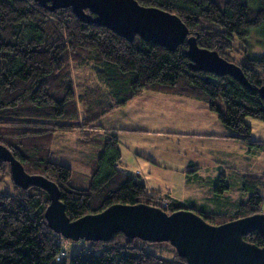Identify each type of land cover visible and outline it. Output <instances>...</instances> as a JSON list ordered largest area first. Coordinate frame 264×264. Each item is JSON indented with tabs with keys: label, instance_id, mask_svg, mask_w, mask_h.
Here are the masks:
<instances>
[{
	"label": "trees",
	"instance_id": "1",
	"mask_svg": "<svg viewBox=\"0 0 264 264\" xmlns=\"http://www.w3.org/2000/svg\"><path fill=\"white\" fill-rule=\"evenodd\" d=\"M136 1L178 16L198 46L239 66L246 83L192 69L185 42L171 51L139 35L128 41L104 26L85 23L70 7L48 10L33 0H0V144L26 173L56 184L70 220L113 204L139 203L167 213L192 209L212 225L262 213L264 175H244L240 190L247 198L232 215L168 198L166 206L160 205V197L149 194L139 176L115 168L121 158L118 138L99 132V121L146 91L179 95L204 104L229 137L264 152L263 145L249 143L251 128L246 122L247 118L264 122V98L259 93L264 86V52L252 53L246 42L264 25V0H222V8L215 0ZM90 64L109 91L105 100L96 96L91 101L87 92H76L71 65ZM80 103L85 107L82 113ZM75 129L87 131L83 144L100 146L86 164L89 176L82 184L74 180L71 168L50 159L55 134ZM7 172L8 163L0 160V182ZM11 181L17 192L0 194V264H188L168 242L164 243L174 249L171 259L121 232L108 241H88L89 247L72 253L69 261L66 256L59 259L64 239L45 220L47 192L35 186L22 189ZM229 188L221 176L213 194ZM243 238L264 246V236L257 231Z\"/></svg>",
	"mask_w": 264,
	"mask_h": 264
},
{
	"label": "water",
	"instance_id": "2",
	"mask_svg": "<svg viewBox=\"0 0 264 264\" xmlns=\"http://www.w3.org/2000/svg\"><path fill=\"white\" fill-rule=\"evenodd\" d=\"M48 10L72 9L85 23L104 26L132 41L135 35L175 50L183 42L191 68L216 75L245 77L234 63L215 50L198 46L194 36L175 14L141 6L136 0H33ZM88 10V13L86 12ZM264 98V86L259 89ZM0 160L8 163L10 177L22 189L35 186L47 192L44 217L56 234L71 241H108L118 232L147 243L168 242L188 264H264V246L244 240L250 231L264 236V213L240 217L219 225L207 223L192 209L167 213L148 204H113L101 212L70 220L56 184L42 175H30L12 153L0 144Z\"/></svg>",
	"mask_w": 264,
	"mask_h": 264
},
{
	"label": "crops",
	"instance_id": "3",
	"mask_svg": "<svg viewBox=\"0 0 264 264\" xmlns=\"http://www.w3.org/2000/svg\"><path fill=\"white\" fill-rule=\"evenodd\" d=\"M258 49L261 51L255 54L263 53L261 48ZM133 100L136 101L134 105L131 103ZM133 100L121 107L125 110L132 106L130 108L132 110L122 112L120 119H110L114 115L112 113H116L114 111L120 108L104 116L99 121L101 127L99 131H108L117 136L121 154L117 165L120 171L130 176H139L152 196H166L185 205L192 204L195 196L193 193L195 187L200 184L203 169L209 168L211 173L213 171V180H216L214 171L216 172L220 163L224 162V160L220 162L219 158H234L241 156L242 153L250 154L251 148H256L249 147L247 143L237 138L229 137L215 114L194 99L146 91ZM174 102L183 103L189 108L187 113L181 112V119L188 123L184 122L187 134L180 137H169L156 129L160 120L168 118L169 121L172 114L173 108L162 111V107ZM246 122L251 128L249 143L264 146V140L260 138L264 136V122L252 124L248 119ZM174 124L177 125L176 119ZM255 126L256 137L253 135ZM136 128H143L144 131H138ZM125 133L137 135V138L126 136ZM121 137L132 138L122 140ZM227 141L231 144L225 145ZM121 146L126 148L125 153ZM191 187L193 190H190Z\"/></svg>",
	"mask_w": 264,
	"mask_h": 264
},
{
	"label": "rangeland",
	"instance_id": "4",
	"mask_svg": "<svg viewBox=\"0 0 264 264\" xmlns=\"http://www.w3.org/2000/svg\"><path fill=\"white\" fill-rule=\"evenodd\" d=\"M217 5L222 8L223 1L222 0H215ZM260 32V33H259ZM260 36V37H259ZM247 43L250 45V51L254 54L255 52H259L258 48H264V25L260 28L259 31L255 30L251 32L250 36L246 40ZM235 45H239L237 41L234 42ZM257 44V45H256ZM262 44V46L260 45ZM260 46V47H259ZM264 52V49H262ZM93 68V69H92ZM71 77L74 82V86L76 89L77 94H82L83 92H87L92 101V98L95 100L96 96H99L100 99L105 100L108 96V89L106 84L103 81H100L97 73H95V69L92 64L84 67H77L71 65ZM180 97V96H179ZM140 99L139 102H141ZM136 102L133 100L131 103L133 104ZM134 105V104H133ZM164 105V104H163ZM132 106L127 107V111H130ZM146 107V106H145ZM159 107V106H158ZM84 104H79V111L82 113L84 110ZM162 111H166L170 108H173L171 111L172 114L170 116V120L167 121L168 118H164L160 120V123L156 126V129L162 131L166 136L169 137H180V135H186V124L184 120L181 119L182 113L189 110L187 106H184L183 103H171L168 106L164 105ZM167 108V109H166ZM122 108L114 111L116 113H112V117L110 119L118 118L120 119V115L122 112H125ZM110 115V116H111ZM176 119V124L174 121ZM249 122L252 124H260V121L247 118ZM256 122V123H253ZM188 123V122H186ZM106 124V123H105ZM176 125V127H175ZM138 131H144L142 128ZM152 129V128H149ZM155 130V129H154ZM83 132L87 131H80L79 129L72 130L70 132H60L55 134V140L52 144V152L50 154V158L53 162L68 166L74 171V180H78L79 183L82 184L87 180L89 176V168L86 166L88 162H90L100 149L99 145H84L81 142L83 139L84 134ZM100 132V131H99ZM108 132V131H107ZM135 133V132H134ZM133 133V134H134ZM145 134L146 132H142ZM126 136H132L137 138V135H132L131 133H125ZM254 137H256V126L255 131L253 133ZM144 136V135H139ZM132 137H121L122 140L131 139ZM264 140V136L260 137ZM231 144L229 141L226 142L225 145ZM122 150L125 153L126 148L123 146ZM249 148V147H248ZM138 149V148H135ZM250 154L242 153L241 156H236L234 158H219L221 162L219 168L214 171V175L216 176V180H213V171L209 168L203 169L202 178L200 180V184L195 187V192L193 193L194 202L192 204H186L187 207L195 208V209H206L210 211H217L227 215H232L237 211V207L239 203H242L246 200L247 194L243 193L240 190V185L243 181L244 175H252V176H262L264 175V152H261L257 148H251ZM128 155V153H126ZM128 158V157H127ZM223 164V165H222ZM233 169V170H232ZM122 172V171H121ZM219 176V177H218ZM223 177L225 182L230 187L228 191L218 196L212 194L213 188L220 177ZM190 190H193L191 187ZM17 192L12 184L10 174L7 172L2 176L0 182V194H9ZM156 196V195H154ZM160 197V205L166 206V196H159ZM169 199V198H168ZM261 211L264 213V202L261 206ZM62 239H64L62 237ZM140 245L142 243L138 242ZM64 253L59 256V259H62L66 256L67 261L70 259V255L79 249H86L89 247L87 241H71L64 239L63 244ZM149 251L165 257L167 259H171L174 255V249L166 243H147L144 245Z\"/></svg>",
	"mask_w": 264,
	"mask_h": 264
},
{
	"label": "built area",
	"instance_id": "5",
	"mask_svg": "<svg viewBox=\"0 0 264 264\" xmlns=\"http://www.w3.org/2000/svg\"><path fill=\"white\" fill-rule=\"evenodd\" d=\"M115 168H117V169H119V170H120V168H119V166H118V165H115Z\"/></svg>",
	"mask_w": 264,
	"mask_h": 264
}]
</instances>
